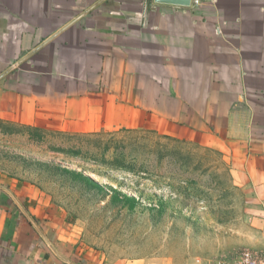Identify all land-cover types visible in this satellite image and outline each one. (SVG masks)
Returning a JSON list of instances; mask_svg holds the SVG:
<instances>
[{"label":"crops","instance_id":"obj_1","mask_svg":"<svg viewBox=\"0 0 264 264\" xmlns=\"http://www.w3.org/2000/svg\"><path fill=\"white\" fill-rule=\"evenodd\" d=\"M199 1L0 0V118L208 137L264 204V0ZM0 185V264H201L106 261Z\"/></svg>","mask_w":264,"mask_h":264},{"label":"rangeland","instance_id":"obj_2","mask_svg":"<svg viewBox=\"0 0 264 264\" xmlns=\"http://www.w3.org/2000/svg\"><path fill=\"white\" fill-rule=\"evenodd\" d=\"M211 141L0 118V182L106 261L217 264L248 251L264 263V204L236 155Z\"/></svg>","mask_w":264,"mask_h":264},{"label":"water","instance_id":"obj_3","mask_svg":"<svg viewBox=\"0 0 264 264\" xmlns=\"http://www.w3.org/2000/svg\"><path fill=\"white\" fill-rule=\"evenodd\" d=\"M155 2L157 4H162V5H170V6H176V7H183V8H187V7H191L192 6V2L193 0H155ZM1 186V185H0ZM3 187V186H2ZM4 189H6L8 191V193L13 197V199L19 204V207L23 210V212L25 213V215L30 219V221L36 226V223L34 222V220L31 218V216L27 213V211L23 208V206L19 203V201L15 198V196L7 189L4 187ZM42 236L44 237V239L47 240V238L45 237V235L41 232ZM49 243V242H48ZM52 249L54 251L55 248L53 246H51Z\"/></svg>","mask_w":264,"mask_h":264},{"label":"built area","instance_id":"obj_4","mask_svg":"<svg viewBox=\"0 0 264 264\" xmlns=\"http://www.w3.org/2000/svg\"><path fill=\"white\" fill-rule=\"evenodd\" d=\"M192 3L195 5H199L200 1L193 0ZM217 264H264V263L260 262L253 253L246 251L242 255H240L238 259L234 261L224 260L218 262Z\"/></svg>","mask_w":264,"mask_h":264}]
</instances>
